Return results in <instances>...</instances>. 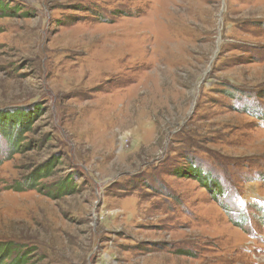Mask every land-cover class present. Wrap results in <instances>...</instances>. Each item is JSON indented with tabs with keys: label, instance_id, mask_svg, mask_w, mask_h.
Listing matches in <instances>:
<instances>
[{
	"label": "rangeland",
	"instance_id": "374dc122",
	"mask_svg": "<svg viewBox=\"0 0 264 264\" xmlns=\"http://www.w3.org/2000/svg\"><path fill=\"white\" fill-rule=\"evenodd\" d=\"M0 1V112L39 109L9 159L0 136V241L24 264H264V111H240L264 103V0Z\"/></svg>",
	"mask_w": 264,
	"mask_h": 264
},
{
	"label": "trees",
	"instance_id": "16d2710c",
	"mask_svg": "<svg viewBox=\"0 0 264 264\" xmlns=\"http://www.w3.org/2000/svg\"><path fill=\"white\" fill-rule=\"evenodd\" d=\"M2 1H0V10H6V9H14L13 7L8 8V6H6V4L2 5ZM16 5V4H15ZM15 7V6H14ZM24 8V15H26L28 11V8H25V5L23 6ZM22 8V9H23ZM26 9V10H25ZM32 9L34 10V8L32 7ZM27 11V12H26ZM254 105H256V100L253 101ZM251 104L247 105V106H243L241 108L240 111L247 113V115H250L251 117H254V111L251 110ZM35 108H37V111L39 110L37 107V104L33 103V104H29L26 106H23L21 108H18L17 106H12L11 108H5L2 109L0 112V136L4 137L6 142H7V148L4 154V158L5 159H9L11 158L16 152L18 147H20L21 144V134L24 132V128H25V121H26V113H29L31 110L34 111ZM253 108V106H252ZM25 113V114H24ZM181 140H184V138H182ZM207 179H208V185L205 184L206 186V190L208 192V194L210 196L213 197L214 195V191L216 190V193H221L223 192L226 193L227 188L225 186L222 187L221 190V183L218 182V179L215 175H210L209 171L204 175ZM250 180V179H249ZM251 181V180H250ZM247 180L246 178L242 181L241 187L239 189V191L235 194H231V198L233 202H237L239 199H241L243 197V190L245 189V185L247 184ZM35 185H36V180L34 179L33 176L31 177H27L25 179H20V180H16L14 181V183H12L9 187H11L14 190H18V191H26L28 188H34L35 189ZM219 205H221V202H219ZM222 206V205H221ZM260 211V210H259ZM264 212V210H262ZM260 217L261 219L263 218V214L260 211ZM237 220L234 222L235 225H237L238 227H242V225L244 223H246L248 221V217L247 214L245 212V207H243L240 210V213H238V215L236 216ZM258 219V217H257ZM250 234H254L250 231L247 232V235ZM21 246L19 244H12V243H7V242H2L0 241V258L2 257V255L6 252H8L9 254L7 255L8 257H10V261L8 262H0V264H24L25 263V257H21L22 254L25 253V251L27 250L28 252L30 249L29 247H26L23 249V252H21L20 247ZM11 253H13V255H11ZM27 253V252H26Z\"/></svg>",
	"mask_w": 264,
	"mask_h": 264
},
{
	"label": "bare ground",
	"instance_id": "6f19581e",
	"mask_svg": "<svg viewBox=\"0 0 264 264\" xmlns=\"http://www.w3.org/2000/svg\"><path fill=\"white\" fill-rule=\"evenodd\" d=\"M103 102V101H102ZM98 105V104H97Z\"/></svg>",
	"mask_w": 264,
	"mask_h": 264
}]
</instances>
